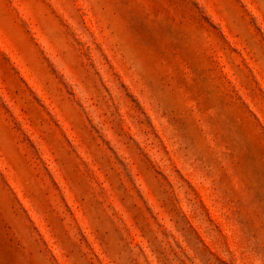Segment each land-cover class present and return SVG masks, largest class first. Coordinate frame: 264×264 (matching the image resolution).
I'll return each mask as SVG.
<instances>
[{"label": "rangeland", "instance_id": "1", "mask_svg": "<svg viewBox=\"0 0 264 264\" xmlns=\"http://www.w3.org/2000/svg\"><path fill=\"white\" fill-rule=\"evenodd\" d=\"M0 264H264V0H0Z\"/></svg>", "mask_w": 264, "mask_h": 264}]
</instances>
